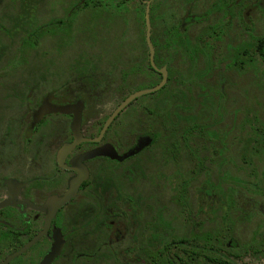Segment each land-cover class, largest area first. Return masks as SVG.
I'll list each match as a JSON object with an SVG mask.
<instances>
[{"label":"flooded vegetation","instance_id":"af4514ba","mask_svg":"<svg viewBox=\"0 0 264 264\" xmlns=\"http://www.w3.org/2000/svg\"><path fill=\"white\" fill-rule=\"evenodd\" d=\"M49 1L0 0V13L14 9L13 25L21 15L24 26ZM143 3L142 37L128 41L130 54L118 57L122 65L82 56L77 91L75 83L58 84L46 74L26 93L10 88L0 94V264H43L47 258V264H264V165L256 164L258 151H250L247 164L243 135L231 134L225 149L217 142L215 149L207 135L164 133L166 109L203 108L200 94L214 86L224 95L217 106L244 108L245 62L264 59V0ZM71 4L66 17L45 26L51 30L8 32L11 56L34 36L37 44L46 37L85 42L83 33L68 36L64 21L79 9ZM169 24L179 31L176 37L166 36ZM73 25L83 28L82 22ZM200 30L213 32L198 38ZM89 39L83 46L100 48L99 56L108 45L118 48L107 37ZM202 43L207 55L197 53ZM164 69V87L131 102L102 134L122 102L159 85ZM4 73L2 90L9 78ZM169 83L172 97L164 92ZM106 95L114 102L103 100ZM63 107L81 113L82 139L61 153L75 142L76 112L54 110ZM180 114L178 131L186 122ZM238 122L243 125L242 118ZM100 150L105 154L87 156ZM218 175L227 178L218 181ZM69 192L73 196L62 203Z\"/></svg>","mask_w":264,"mask_h":264},{"label":"trees","instance_id":"16d2710c","mask_svg":"<svg viewBox=\"0 0 264 264\" xmlns=\"http://www.w3.org/2000/svg\"><path fill=\"white\" fill-rule=\"evenodd\" d=\"M72 6L79 5V9L73 13L70 17H67L64 23H68V36L69 38L76 39L80 37V33L84 34L86 39H98V38H109L113 40L114 44L118 45V48H123L125 45L128 46L130 40L140 39L142 37V25L144 22V3L143 0H72ZM84 1V2H82ZM82 22L83 28H77L73 24H79ZM166 36L168 38L176 37V32L179 31L176 28H171V24L166 25ZM211 30H200L198 33V38L204 37L206 34H210ZM187 36V34H186ZM88 37V38H87ZM26 42L27 39L25 38ZM200 52L207 55L210 51L207 50L208 45L205 43L197 44ZM135 48V45L133 46ZM252 49V48H250ZM133 53H136L133 51ZM139 53V51H138ZM235 53L238 54V51ZM184 54H190L189 51H186ZM264 54V53H263ZM252 55V54H251ZM250 54L246 53V58H251ZM248 60V59H247ZM245 62V77L254 76L256 83L261 74L262 82H261V90L264 91V59L262 62L258 60L247 61ZM236 63V62H235ZM211 65V64H209ZM211 70L209 67H205V70ZM218 90H217V89ZM174 85L169 83L165 88L164 92L171 97L175 94ZM216 89V90H215ZM221 88L219 85L214 86L211 92L201 93L200 96L205 98V105L203 108H193V109H180V110H165L166 116L168 117L165 120V130L164 133L168 134H202L204 136L210 137L209 140L213 142V148L217 149L215 143H220V147L218 149H225L226 143L225 138H229L228 136L231 134L235 135H243V150H244V158L245 163L247 160L253 159V154L250 151H253L259 148L260 145H256L251 147L248 141L244 140V132L247 134L250 131L248 127H244L238 122L239 119H243L241 114V110L233 109V108H224L222 106H217V104H222L223 96L221 93ZM262 91V93H263ZM264 95V94H263ZM180 118H185L186 122L181 123V130L178 131L176 129L177 123L175 120L178 117V113ZM251 113H253L251 111ZM250 115V113L248 114ZM253 118L257 119L256 116L251 115ZM175 118V119H174ZM192 119H202L208 120V123H197L192 122ZM228 120L227 122H225ZM262 123V122H261ZM254 125H252L253 127ZM263 127L261 129H257L256 132L254 130L253 133H264V123H262ZM242 129V130H240ZM224 135V138L222 137ZM250 142H256L262 144V151H264V141L260 142L258 138L251 140ZM248 164V163H247ZM209 175H214V172L208 173ZM229 180H233L234 178L230 173H228ZM227 176H219L218 181L225 180ZM210 179L209 181H212ZM216 191V190H214ZM218 191V190H217ZM216 191V192H217ZM217 194H215L216 196ZM218 197H220L218 193ZM215 239V238H214ZM219 239V238H216ZM214 246L219 248V243H215Z\"/></svg>","mask_w":264,"mask_h":264},{"label":"rangeland","instance_id":"374dc122","mask_svg":"<svg viewBox=\"0 0 264 264\" xmlns=\"http://www.w3.org/2000/svg\"><path fill=\"white\" fill-rule=\"evenodd\" d=\"M17 1L18 0H16V2ZM71 3L72 0H57V2L50 0L45 4V7H40L42 9L35 17V20H32V24L28 22L23 26L22 16L20 15V18L18 16V27L13 25L14 9L9 10L8 13L5 12V14L0 13V48H3L0 50V71H2V73L6 71L4 74L9 77L7 79L8 81H5L3 83V90L0 86V94L2 93V91L6 92L10 88H17L16 91H24V93H26L30 90L32 84L39 77L46 74H53L57 78L58 84L65 83L67 80L70 82L69 84L75 83L73 86L75 88L74 90L77 91L75 87V85L77 84L76 81L77 78L81 77L79 75L80 68L78 69L77 65L79 58H81L82 56H91L97 63H104L107 61L108 64L111 65H114L116 63L117 67L122 65V60H119L120 58L118 57L121 56V58L124 60L126 55L130 54V47L125 45L123 48L118 49L116 46L113 48L114 45H108V51H106L103 56H99L98 54H103V51H100V48L94 47V45L89 46L91 43H89L88 46H83L86 41L90 40H87L85 36V42L71 43L69 45L66 41L63 42L61 37L54 39L46 37L43 39V42L37 44V37L34 36L30 38L31 41L25 46L20 45L19 54H17L15 57L11 56L13 54L12 52L14 48L10 43L8 44L5 41L11 42L6 39V36L12 34V29H14V32L16 34L19 33V28H21V30L23 28L30 29L31 27L33 30L42 28L51 30V28H49V25L48 27L45 26L49 24L52 19H55L57 17H66L68 14L67 9L70 7ZM56 6L58 8L53 10ZM1 11L2 9L0 10V12ZM19 38L20 36L17 35L15 38L16 41L14 40L15 43L18 42ZM110 61L111 63H109ZM254 78V76L250 75L244 78L245 93H242L244 108L240 112L243 116L244 127H248L251 131L247 134L244 132V140L247 139L250 141H255V139L258 138V140L262 142L264 141V133L260 134L259 130L261 129V127H263L261 126L262 123H264V91L261 90L260 87V84L262 82L261 74L259 76V79L257 80V82L259 81L258 84L260 86L256 83V80ZM19 81L21 82V84H19ZM50 85H52V83L48 82L45 86H48L49 88ZM103 100L114 102V99L110 95H106ZM115 100L117 101V98ZM251 111L253 113H251ZM249 113L250 115H248ZM253 114L257 119L251 116ZM119 122L120 121H118V124H120ZM252 125L254 126L252 127ZM257 129H259L258 132L253 133L254 130L256 132ZM250 141H248V143H250V149L251 147L256 145H260L259 148H262V144ZM259 148L253 150L258 151V155L256 154L254 158L256 159L257 165L263 166L264 154L261 153L263 151ZM50 260L51 258H48L45 264L49 263Z\"/></svg>","mask_w":264,"mask_h":264},{"label":"water","instance_id":"95a60500","mask_svg":"<svg viewBox=\"0 0 264 264\" xmlns=\"http://www.w3.org/2000/svg\"><path fill=\"white\" fill-rule=\"evenodd\" d=\"M147 27H148V38H150V29H151V26H150V19H149V8L147 10ZM150 47L152 49V52H153V48H152V45L150 43ZM163 74H164V78H163V81L157 85L156 87L152 88V89H148V90H141V91H137L135 93H133L132 95H130L128 98H126L122 104L115 110V112L113 113V115L110 117V119L107 121L106 125L104 126V129L102 131V134L105 133V131L107 130L109 124L131 103L133 102L135 99L143 96V95H146V94H149V93H152V92H156L158 90H160L162 87H164V85L167 83V80H168V74H167V71L166 69L162 70ZM81 106V105H80ZM56 111H61V112H64V113H72V112H76V108L74 107H63V108H56L54 109ZM81 121H82V116H81V113L78 111L76 112V115H75V119H74V122H73V131H74V137H75V142L73 144H69L67 146L64 147V149L62 150L61 153H64V152H68L69 150H71L73 147H75V145L79 142V140L82 139V134H81V131H80V126H81ZM141 144V143H140ZM142 146L139 145L136 149H134L132 151L133 152H136L137 150H139ZM102 154H105V152L103 150H100V151H95L87 156H90V157H93V156H96V155H102ZM131 154V153H130ZM86 156V157H87ZM112 156V155H111ZM129 156L128 155H125L123 156L122 158H125ZM118 158L117 155H113V158ZM119 159V158H118ZM71 195L72 193H68L66 197H64L61 201L62 203H66L70 198H71ZM73 196V195H72ZM30 247V245L28 247H26L25 249H23L21 252H19L18 254L14 255L11 257V259L15 258L16 256L22 254L23 252H25L28 248ZM10 259V260H11ZM48 259V258H47ZM9 261V260H8ZM47 260H45L43 262V264H45Z\"/></svg>","mask_w":264,"mask_h":264}]
</instances>
